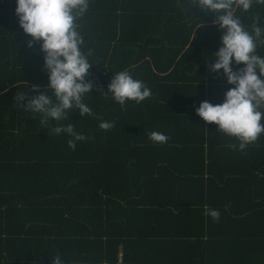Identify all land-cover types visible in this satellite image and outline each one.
Masks as SVG:
<instances>
[{
  "label": "trees",
  "instance_id": "1",
  "mask_svg": "<svg viewBox=\"0 0 264 264\" xmlns=\"http://www.w3.org/2000/svg\"><path fill=\"white\" fill-rule=\"evenodd\" d=\"M182 3L89 0L77 23L94 63L84 98L93 115L60 122L88 137L70 149V136L14 100L47 78L15 0H0V264H50L57 253L64 264H264V133L237 151L196 115L231 85L208 69L221 35L212 14L191 9L195 27ZM236 14L249 32L264 28V4ZM123 69L152 96L123 108L106 96ZM152 131L168 141L153 143Z\"/></svg>",
  "mask_w": 264,
  "mask_h": 264
},
{
  "label": "clouds",
  "instance_id": "2",
  "mask_svg": "<svg viewBox=\"0 0 264 264\" xmlns=\"http://www.w3.org/2000/svg\"><path fill=\"white\" fill-rule=\"evenodd\" d=\"M254 3L264 4V0H186L181 4L195 27L200 25L193 20L190 11L193 8L211 13L213 25L221 32L208 69L222 75L223 83L231 87L223 91L220 103L201 101L195 113L205 123L215 124L219 133L234 138L238 143L228 147L237 151L244 150L264 133L261 122L264 120V56L256 52L258 42L264 44V28L254 24L249 32L236 14L237 9L246 12ZM88 9L89 0H15L14 15L18 26L30 37L26 46L32 49L34 43L39 44L41 71L47 83L43 90L33 84L32 94L21 89L14 100L20 109L39 118V124L48 126L53 135L70 136L67 141L70 149H75L77 141L83 142L88 137L76 132L71 123L60 122L69 120L70 113L80 117L93 115L84 98L93 88V82L86 77L94 63L82 51L84 38L77 23ZM102 92L122 108L128 102L140 103L152 96L151 89L141 79L134 78L129 69L112 73L107 91ZM98 126L109 130L114 124L101 121ZM148 135L157 144L169 139L157 131ZM207 215L216 221L220 213L208 209ZM50 264H64V261L57 253Z\"/></svg>",
  "mask_w": 264,
  "mask_h": 264
},
{
  "label": "crops",
  "instance_id": "3",
  "mask_svg": "<svg viewBox=\"0 0 264 264\" xmlns=\"http://www.w3.org/2000/svg\"><path fill=\"white\" fill-rule=\"evenodd\" d=\"M247 257H250L252 260H256V259H253V258H260V257H258V256H247ZM261 257L264 258V256H261ZM259 260H260V259H259Z\"/></svg>",
  "mask_w": 264,
  "mask_h": 264
}]
</instances>
